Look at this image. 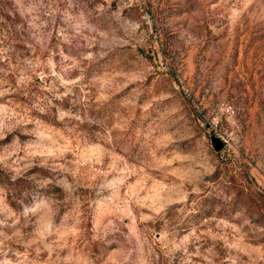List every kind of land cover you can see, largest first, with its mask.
Masks as SVG:
<instances>
[{"label":"rangeland","instance_id":"obj_1","mask_svg":"<svg viewBox=\"0 0 264 264\" xmlns=\"http://www.w3.org/2000/svg\"><path fill=\"white\" fill-rule=\"evenodd\" d=\"M0 264H264V0H0Z\"/></svg>","mask_w":264,"mask_h":264},{"label":"water","instance_id":"obj_2","mask_svg":"<svg viewBox=\"0 0 264 264\" xmlns=\"http://www.w3.org/2000/svg\"><path fill=\"white\" fill-rule=\"evenodd\" d=\"M210 140H211V145L216 152L221 151L225 146V142L222 141L220 138L215 137L213 134H211Z\"/></svg>","mask_w":264,"mask_h":264},{"label":"trees","instance_id":"obj_3","mask_svg":"<svg viewBox=\"0 0 264 264\" xmlns=\"http://www.w3.org/2000/svg\"><path fill=\"white\" fill-rule=\"evenodd\" d=\"M242 187H243V185H242V186L240 185V190H239V191H243V190H242V189H243Z\"/></svg>","mask_w":264,"mask_h":264}]
</instances>
